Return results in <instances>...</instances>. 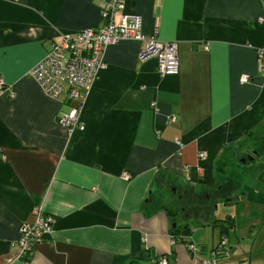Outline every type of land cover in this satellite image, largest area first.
Listing matches in <instances>:
<instances>
[{"label": "crops", "instance_id": "obj_1", "mask_svg": "<svg viewBox=\"0 0 264 264\" xmlns=\"http://www.w3.org/2000/svg\"><path fill=\"white\" fill-rule=\"evenodd\" d=\"M108 1L0 0V264H206L223 234L218 264H264V0H120L144 34L177 42L179 72L160 76L136 40L108 45L84 128L68 132L57 118L78 102L28 71L62 34L98 26ZM34 205L53 228L22 258Z\"/></svg>", "mask_w": 264, "mask_h": 264}, {"label": "built area", "instance_id": "obj_2", "mask_svg": "<svg viewBox=\"0 0 264 264\" xmlns=\"http://www.w3.org/2000/svg\"><path fill=\"white\" fill-rule=\"evenodd\" d=\"M123 3L120 0H110L103 4L100 10V23L96 27L82 29L76 33H64L55 41L50 50L28 71L39 84L45 95L53 98H62L64 102L77 101V105L70 106L68 111L60 112L57 120L68 132L76 129L83 130L84 125L79 119L80 101L90 90L99 72L105 68L104 50L110 44L121 40L131 39L140 42L141 60L155 58L160 76L177 75L179 72L178 45L175 40H161L154 32L147 35L142 32V18L139 15L121 13ZM263 21V18H259ZM204 50L208 45L203 46ZM258 75L264 83V43L256 48ZM249 80V75L243 74L240 83ZM5 83L0 76V90ZM11 98L15 92L11 90ZM151 106L156 109L155 102ZM169 120H175L171 115ZM177 143L181 144L179 140ZM199 157L205 156L199 152ZM123 177L128 179L129 174ZM32 220L23 221L18 226L19 256L30 257L35 246L41 243L45 235L51 232L54 218L46 214L40 205L31 209ZM191 252L197 251V246L188 244ZM229 255L228 237L223 234L218 243L210 250V257L205 259L206 264H218ZM152 264H167L166 257L152 258Z\"/></svg>", "mask_w": 264, "mask_h": 264}, {"label": "rangeland", "instance_id": "obj_3", "mask_svg": "<svg viewBox=\"0 0 264 264\" xmlns=\"http://www.w3.org/2000/svg\"><path fill=\"white\" fill-rule=\"evenodd\" d=\"M235 171H238V168H237V167H233V169H229L227 172L224 171V173L221 174V177H223V178H222V181H223V180H226L225 177L228 176V175L235 176ZM239 171H241V170L239 169ZM226 185H228V184H226ZM230 189H231V188H230ZM230 189H229V190H230ZM229 190H227V191H226V190H222V191L220 190V192H223L222 194H225V192L228 193ZM226 197H227V195H226L225 197H223L222 199H226ZM184 214H185V213H184Z\"/></svg>", "mask_w": 264, "mask_h": 264}, {"label": "trees", "instance_id": "obj_4", "mask_svg": "<svg viewBox=\"0 0 264 264\" xmlns=\"http://www.w3.org/2000/svg\"><path fill=\"white\" fill-rule=\"evenodd\" d=\"M169 214H170V213H169ZM225 220H226V219H224V222H223L222 225H221V227L224 228L223 231H225L226 228L229 227V225H230V220H226L227 223L225 222ZM174 229H176V228L174 227ZM174 229H173V230H174Z\"/></svg>", "mask_w": 264, "mask_h": 264}, {"label": "water", "instance_id": "obj_5", "mask_svg": "<svg viewBox=\"0 0 264 264\" xmlns=\"http://www.w3.org/2000/svg\"><path fill=\"white\" fill-rule=\"evenodd\" d=\"M174 226V225H173Z\"/></svg>", "mask_w": 264, "mask_h": 264}]
</instances>
